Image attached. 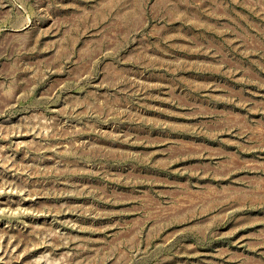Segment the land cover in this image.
Masks as SVG:
<instances>
[{
    "label": "rangeland",
    "instance_id": "rangeland-1",
    "mask_svg": "<svg viewBox=\"0 0 264 264\" xmlns=\"http://www.w3.org/2000/svg\"><path fill=\"white\" fill-rule=\"evenodd\" d=\"M0 264H264V0H0Z\"/></svg>",
    "mask_w": 264,
    "mask_h": 264
}]
</instances>
